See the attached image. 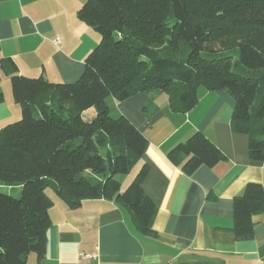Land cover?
Segmentation results:
<instances>
[{
	"label": "trees",
	"instance_id": "1",
	"mask_svg": "<svg viewBox=\"0 0 264 264\" xmlns=\"http://www.w3.org/2000/svg\"><path fill=\"white\" fill-rule=\"evenodd\" d=\"M78 17L101 41L77 81L27 77L13 59L1 60L22 117L0 130V264H27L30 253L44 257L54 204L48 190L71 209L114 200L139 232L158 236L156 206L142 188L148 165L123 190L120 179L148 140L126 116L110 114V97L166 94L169 107L185 113L198 103L199 87L224 89L235 100L232 128L249 136L251 160H264V0H87ZM90 108L96 115L89 120ZM168 157L188 175L226 159L200 131ZM233 210L236 238H253V216L264 213L263 185L248 183Z\"/></svg>",
	"mask_w": 264,
	"mask_h": 264
},
{
	"label": "crops",
	"instance_id": "2",
	"mask_svg": "<svg viewBox=\"0 0 264 264\" xmlns=\"http://www.w3.org/2000/svg\"><path fill=\"white\" fill-rule=\"evenodd\" d=\"M86 1L0 0V130L22 117L2 59H13L21 75H44L54 83L82 76L87 56L101 41L78 17ZM197 94L198 103L185 113L173 111L166 94L108 99L110 114L126 116L148 140L132 180L147 164L142 188L156 206L152 226L158 236L139 232L114 200L89 199L71 209L53 194L46 253L42 259L30 253L27 264H264V213L253 216V238L239 240L233 231L234 198L250 182L264 187V160H251L249 136L232 128L235 100L228 91L199 87ZM87 113L90 120L96 110ZM197 131L226 159L188 175L168 153Z\"/></svg>",
	"mask_w": 264,
	"mask_h": 264
},
{
	"label": "rangeland",
	"instance_id": "3",
	"mask_svg": "<svg viewBox=\"0 0 264 264\" xmlns=\"http://www.w3.org/2000/svg\"><path fill=\"white\" fill-rule=\"evenodd\" d=\"M229 52H230V54L233 56L234 61L238 60V50H237V48L231 49ZM200 88H202V87H200ZM109 100H110V99H109ZM85 117H86V119L89 118V114L87 113V114L85 115ZM134 174H135V170L133 169V170H132V173L130 174L129 181H132V177L134 176ZM123 177H124V176H120V179L122 180ZM122 181H123V180H122ZM126 181H128V179H127ZM125 183H126V182H125ZM129 183H130V182H128L127 184H124V183H123V187L126 188L127 185H128ZM125 188H124V189H125ZM6 191L9 192L8 189H6ZM48 194L51 196V195H53V194H55V193H54L52 190H48Z\"/></svg>",
	"mask_w": 264,
	"mask_h": 264
},
{
	"label": "built area",
	"instance_id": "4",
	"mask_svg": "<svg viewBox=\"0 0 264 264\" xmlns=\"http://www.w3.org/2000/svg\"><path fill=\"white\" fill-rule=\"evenodd\" d=\"M58 41V39H56V42Z\"/></svg>",
	"mask_w": 264,
	"mask_h": 264
}]
</instances>
